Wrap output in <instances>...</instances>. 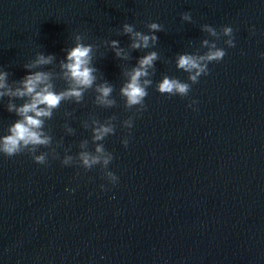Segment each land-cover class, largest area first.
<instances>
[{
	"label": "water",
	"instance_id": "1",
	"mask_svg": "<svg viewBox=\"0 0 264 264\" xmlns=\"http://www.w3.org/2000/svg\"><path fill=\"white\" fill-rule=\"evenodd\" d=\"M184 12L192 22L181 20ZM149 22L163 26L154 48L134 50L127 61L106 45L94 53L97 83L114 86L115 107L94 105L90 89L46 121L54 141L63 138L62 158L64 148L75 155L90 139L81 121L115 115V134L103 144L118 183L108 184L98 167L85 173L51 158L43 166L27 154L0 155V264H264V0H0V70L19 80L28 74L23 65L44 53L57 61L38 70L58 72L73 34L127 48L128 36L117 35L122 24L147 33ZM204 24L232 27L235 47L226 37L215 41L226 55L187 97L160 94L164 75L187 82L175 57L206 51L200 41L213 38ZM148 51L160 59L137 114L119 96L121 72ZM6 104L0 100V135L17 119ZM129 116L130 130L121 127ZM65 123L75 135L65 134Z\"/></svg>",
	"mask_w": 264,
	"mask_h": 264
},
{
	"label": "clouds",
	"instance_id": "2",
	"mask_svg": "<svg viewBox=\"0 0 264 264\" xmlns=\"http://www.w3.org/2000/svg\"><path fill=\"white\" fill-rule=\"evenodd\" d=\"M180 18L182 21L192 22L191 14L188 12L182 13ZM145 28L147 33L136 30L133 24H122L117 35L128 36L130 43L127 48L121 47L119 41L115 39L104 40L97 45L85 43L86 37L83 34H73V46L64 49L65 57L57 62L58 72L38 70L53 65L54 61H57L54 55L44 53H37L34 59L23 65L28 74L19 80L9 82L10 73L0 70V100L7 98L6 110L17 117L7 128V134L0 135V155L11 158L27 154L34 163L43 166H47L51 158L59 160L62 167H75L82 169L85 173L98 167L101 178L115 186L119 178L109 169L114 156L103 144L106 137L115 134L114 121L117 119L115 115L103 121L90 115L87 120L81 121V126L85 130H90V139L79 142V151L75 155L69 154L70 147L64 148L62 158L57 148L63 147V138L54 141L46 121L53 118L54 112L62 103H82L85 93L90 89L95 93L94 105L104 109L115 107L117 101L112 96L114 86L107 80L97 83L98 69L93 64L94 53L98 47L106 45L116 58L130 60L132 51L154 48L158 42L155 33L163 31V26L156 22L146 23ZM201 31L213 38L211 41L209 39L200 41V47L205 48L206 51L202 54L198 51L191 54L183 53L175 57V67L188 74L187 82L164 75L155 85L157 92L168 96L187 97L191 91V85L198 83L201 76L209 75L208 65L219 63L225 57L226 50L217 47L215 41L226 37L223 43L228 48L235 47L233 28L230 26H223L217 30L204 24L201 25ZM250 32L254 34V29H250ZM260 57L264 58V52L260 53ZM159 59L160 56L156 51H148L136 59L135 66L122 70L121 75L124 81L119 88V96L126 110L135 109L137 114L146 110L144 101L148 96L147 89L153 84L151 77L155 74V62ZM57 79L64 82V88L56 89L54 81ZM14 100L22 102L17 105ZM196 103L197 101L191 100L187 106L192 107ZM64 115L68 117L72 113L65 112ZM121 127L132 129L133 117L129 116L121 121ZM63 128L65 134L75 135V129L67 123L63 125ZM90 143L93 146L92 150H89ZM120 143L126 148L129 140L125 137ZM41 148L47 151H39ZM100 189L105 191V185L101 184ZM65 191L73 192L75 189L66 188Z\"/></svg>",
	"mask_w": 264,
	"mask_h": 264
}]
</instances>
